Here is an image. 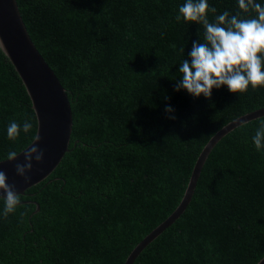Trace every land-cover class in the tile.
Returning a JSON list of instances; mask_svg holds the SVG:
<instances>
[{
	"label": "trees",
	"instance_id": "obj_1",
	"mask_svg": "<svg viewBox=\"0 0 264 264\" xmlns=\"http://www.w3.org/2000/svg\"><path fill=\"white\" fill-rule=\"evenodd\" d=\"M184 2L18 0L31 38L67 90L74 122L61 163L20 194L21 206L6 219L0 200V264H125L178 207L212 137L264 107V86L237 94L221 86L209 99L174 90L180 63L204 37L202 25L176 21ZM208 4L216 8L210 22L224 11L256 15L238 0ZM25 119L33 131L9 140V122ZM262 123L264 116L218 141L186 210L133 264L264 257V150L252 142ZM37 129L29 93L0 48V161L29 146Z\"/></svg>",
	"mask_w": 264,
	"mask_h": 264
},
{
	"label": "clouds",
	"instance_id": "obj_2",
	"mask_svg": "<svg viewBox=\"0 0 264 264\" xmlns=\"http://www.w3.org/2000/svg\"><path fill=\"white\" fill-rule=\"evenodd\" d=\"M239 9L247 13L250 10L255 16L250 19H241L240 14L230 15L228 11L215 17L214 22L208 19V13H215L216 8L210 7L208 0H185L178 7L175 19L179 23L195 22L204 28L203 41L192 42L188 58L183 59L179 65L182 74L174 90H185L193 98L203 95L209 99L213 89L227 86L231 93H245L249 86L253 90L264 86V6L255 0H238ZM0 47H4L0 42ZM174 47V45H173ZM184 54V47L181 49ZM166 113H174L171 106L165 107ZM169 119H175L169 115ZM34 123L25 119L23 124L15 120L10 121L7 127V137L16 141L21 132L25 135L32 132ZM41 140L36 132L31 137V145H38ZM252 142L257 151L264 150V123L255 131ZM23 150L24 163L15 165V173L25 182L30 180L26 175L32 169V161L40 163L44 151L37 146L26 147ZM25 148V149H26ZM16 150H10L5 160L15 161L18 157ZM4 160V161H5ZM7 174L0 170V200H3L2 215L6 219L21 206V195L16 191L14 184L7 183ZM264 257L258 258L257 264Z\"/></svg>",
	"mask_w": 264,
	"mask_h": 264
},
{
	"label": "water",
	"instance_id": "obj_3",
	"mask_svg": "<svg viewBox=\"0 0 264 264\" xmlns=\"http://www.w3.org/2000/svg\"><path fill=\"white\" fill-rule=\"evenodd\" d=\"M0 47L11 61L29 93L38 119L37 132L41 137L37 146L44 151L42 162L32 161V169L26 175L25 182L15 173V165L23 164V151L15 161H0V170L8 177L7 183L14 184L19 194L53 173L70 150L73 131V111L67 90L55 74L52 67L38 50L20 11L18 0H0ZM264 116V107L247 113L224 126L212 137L196 161L185 195L175 211L151 233H149L132 251L125 264H133L140 253L167 227L172 225L186 210L195 192L203 166L211 151L225 135L236 127L253 119ZM24 149V151H26ZM3 193L0 192V196ZM40 206L38 205V209ZM259 264H264L261 259Z\"/></svg>",
	"mask_w": 264,
	"mask_h": 264
}]
</instances>
